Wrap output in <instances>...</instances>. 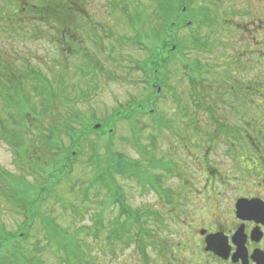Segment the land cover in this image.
I'll return each instance as SVG.
<instances>
[{"label":"rangeland","instance_id":"rangeland-1","mask_svg":"<svg viewBox=\"0 0 264 264\" xmlns=\"http://www.w3.org/2000/svg\"><path fill=\"white\" fill-rule=\"evenodd\" d=\"M81 1L84 3L81 4V7L86 9V19H90L93 24L100 25L95 26L93 32L94 42L85 39L87 35V31H85V37L81 32L79 33L82 39L81 42L73 41L69 43V41L66 40L68 38L66 35L67 38H65L61 46L62 42L59 44L62 38H60V32L45 29L44 26H46V21L34 18L32 22L29 23L32 27L35 25L38 27V30L33 29V32L36 33L35 36L31 31H28L27 36L24 35L21 37L16 36L15 32L13 35L12 33L9 34L6 32L4 34L0 32V60H3L2 63H4L5 66H7V63L14 61L23 73H26V67H29L28 69L34 71L36 74H41L42 77L46 79L44 82L51 87L54 94H59L58 108L60 111L58 112V116L53 113V116L45 120V126L53 124V118L68 117L69 112L65 111L66 109L76 108V111L82 114L83 121L86 118L89 122L93 117L96 121H92V123L102 122L105 127L110 128V130L113 129V133L109 138L102 134H90L83 138L85 140L82 138L80 139L82 153L76 158L74 172L72 174L74 178L80 176V178L83 177L88 179L91 176V174H88L89 166L87 161L89 156L92 155V152L95 151V148L98 154L104 155L105 151L110 150L112 152L122 153L131 159H141L140 157H142V155L135 150L131 141L133 130L130 128V125H132L131 123H133L132 121H134V119L127 121V119L123 117L114 119L113 116L117 109L125 108L130 104L131 100L137 103L142 102L144 111L147 109L145 101L154 102L153 104L158 111V115L153 119L155 123L148 114H141L137 115L135 119L137 122L134 125L135 130L141 136L139 140L140 146L146 151L144 157L154 156V158L160 159L167 168L168 165L171 168L170 173L172 176L167 175V177L163 178L162 186L165 189H170L172 191L171 193L175 192L168 204L176 205L178 203V208H175L177 212L174 211L168 218H164L162 225L166 226L167 229L161 226L157 232L159 233V238L163 236L164 238L168 237V239L175 240L176 236L171 235V232L176 231L178 226L182 225L184 221L188 222L190 217L187 216V212H193L194 210L192 205L195 204L189 202L191 200L202 199V193L209 195L208 192H212L211 195H214V191H223L218 184L215 185L219 189H208L209 184H213L214 181L225 180V183L233 186L241 180H246V176L241 171H238L234 176H219L213 179L209 176L194 174L197 173L195 169V160L196 158H200L204 152L203 149L195 147L198 146V144H196L198 141L196 140L206 139V134L211 137L213 133L209 129L205 132L208 122L206 113L200 112L199 109H195L187 98L188 88L185 76L186 59L188 60L190 57L193 61L195 60L194 63L191 62V75L195 78L198 77L200 73L199 61L203 58L202 56H206L208 57V62L206 64L208 68L207 72H212L214 70L215 74L213 78H210L207 74H204L205 76L201 74L200 77H206V80L214 79L215 81L217 80L226 84H229V80H222L220 77L221 75L216 74L218 69L217 66L214 65L215 61L209 58H216L218 55L217 50H215L214 53L203 55L200 53V50H194L193 46L191 49L189 47L187 48L189 44L188 28L184 26L177 30L175 38H170V35L163 30L164 23H179L175 18L168 19L169 17L166 16V13L161 14L164 9L160 8V3L165 4V0ZM11 2L13 1L0 0V9L9 8L8 3ZM15 2L16 6H19L17 0H15ZM257 2L258 0H255L257 8L254 5L255 13L252 15L254 16L253 18L258 17L256 12L258 9ZM210 3H212L210 0H193L191 8L197 9L204 5L211 9L216 7L215 2L213 4ZM185 4L186 6L189 5L187 2L183 3V6ZM6 12V10H3L2 16L6 17V14H8ZM188 12V17L192 19L194 22L192 24L196 26L195 22L197 20L194 19V12H192L191 9H189ZM21 14L23 13H20V15ZM82 15L80 16L82 17ZM195 15H198L197 11ZM9 18L13 20L15 16L10 15ZM215 18V16H212L209 22L205 24L207 27L204 29L198 27L200 26L202 28L200 23L198 26L190 27L189 29H193L199 41H201L200 38L204 37L202 33L207 32L210 34L215 32V27H213L217 23ZM68 20L74 23L73 16L68 18ZM247 20L248 18L244 17V21ZM1 22L7 23L8 20L3 19ZM150 29L152 31H150ZM141 30L147 35L145 41H150L152 44L162 38H170L171 42L180 41L179 46L181 45L180 51L174 52L169 58L165 71L163 72L165 79H161V77L157 78V82L164 87H161L162 95L156 99L152 97L154 91L147 87L145 79L140 73L141 70L139 71L136 69L137 67H135V64L141 66L142 61L147 57L145 49L136 41L137 35L141 33ZM209 30L211 31L209 32ZM143 34L141 36L142 40L144 39ZM259 35L257 31L256 41H258ZM195 43L194 41L192 42L193 45H195ZM172 47L175 48V46ZM238 48H240V45ZM259 49L263 51V48ZM86 55L90 56L92 60L95 57V61H97L95 69L92 67V60L86 59ZM235 58L236 63H242L243 56L239 55ZM148 80H150V78ZM243 80L246 81L247 79ZM243 80L240 79V82L243 83ZM208 82L210 81L208 80ZM23 83V92L29 95L30 101L28 102L31 109H34L36 114H40V111L42 112L40 109H43V105L45 106L47 104L44 102L46 95L37 96L33 93L31 88L33 86H38V84L30 80H24ZM209 86L211 87V84ZM212 86H215V84L213 83ZM157 89L160 90L159 87ZM4 93V90H0V94L4 95ZM258 98L250 104L251 107H243V102L239 101V106H235V114L245 121L246 132L249 133L250 131L252 133L254 129L255 134L252 133L251 135H255L257 139H264V102H260ZM71 101H75V103H73L74 105ZM17 109L22 113L26 111L23 108H21V110L16 108L15 110ZM220 112L223 114L224 117L222 119L225 120V122H231L230 120L234 119L242 125L239 121L240 119L227 112L226 109ZM215 115H217V112ZM9 116L13 118L17 117L12 109L6 107L0 97V121L5 122V119ZM71 116H73L72 113ZM250 119L252 124L249 126L248 120ZM12 121V118H9V123L12 124ZM61 141L62 149L70 144V140L65 137ZM188 141L192 143L189 149L191 154L185 156L186 145L188 144L189 146ZM221 148L222 146L219 145L216 152L211 153L209 151L210 153H207V159L215 163L219 161L223 162V164L231 163L230 160L222 158ZM233 149H235V151H233ZM37 155L38 153H36V156ZM231 156L236 158L238 165L242 167L244 164L254 163L258 157V153L250 148H246L241 152L238 146H235V148H231ZM143 160L145 159L143 158ZM52 161H54V159H52L51 162ZM183 161H185L186 164L192 162L191 167L194 169H192L193 173H190L189 169L185 168ZM0 167H3L2 171L6 173L4 180L11 185H17L19 191L25 192L27 186L13 182L12 178L21 176L22 178H20V180L26 182L27 185L29 184L27 180L33 183L34 186H37L39 182V179L32 175L33 170L28 168L24 171L21 170L19 162L14 158L8 145L5 144L1 138ZM154 172L159 173L161 170H154ZM4 182L5 181L0 178V226L4 227L5 230L18 232L24 217L21 210L9 206V203L6 202L7 200L4 199L6 196L4 195V190L7 185ZM43 182H45V179H40V183ZM116 182L120 184L125 201L132 209H139L142 211L144 207L156 204L157 207H162L161 202H165L166 200L165 197H161L162 199L160 201L157 194L153 192L150 187L141 188L140 185L132 179L117 178ZM186 185H189V187ZM69 188V184L58 186L59 192H62L65 196ZM102 191L103 189L100 188L99 194H102ZM178 194L181 198L179 202ZM20 197L24 198L21 200H26L25 194H21ZM80 201V199H75L71 200V203L79 204ZM90 205L91 207L88 210L75 215L71 213L69 204L66 205V209H64L62 205H59L55 200L49 197V199L44 202L42 211L48 212L45 213L48 214V216L58 218V223L64 228V231H69L71 234L69 235L70 237L60 233L54 234L53 232L44 234L42 224L39 220H35L29 229L27 240L20 243V249L18 251L7 249L0 255L1 264H27L25 261L26 258L31 259V263L29 264H67L66 261H69V255L71 258H73L72 255H75L74 251L79 241L88 245L87 248L84 247L80 249L79 247L82 252L86 250L88 254L90 251L102 246L107 230L104 229V233L100 232L98 239L95 241L93 240V237H95L97 233L96 228H90L91 224L93 225V220L90 217L95 214L96 208L92 207L94 204ZM163 209L166 210L167 208L163 206ZM109 211L110 210L106 211L103 215L104 225L114 216L116 210H111L108 214L107 212ZM174 216H177L179 219L173 218ZM48 226L47 224L46 228ZM129 238L130 237H127L128 242L130 241ZM120 246L121 245H116L117 248ZM123 249H125V254L127 255L130 247L128 249ZM85 254L83 260L85 259ZM116 254L117 255L112 257L114 260L123 258L119 251H117ZM75 256L80 257V254L76 252ZM3 257L4 261L2 260ZM114 260L112 263L115 264ZM68 264H73V260H70ZM76 264L79 263L76 261Z\"/></svg>","mask_w":264,"mask_h":264},{"label":"trees","instance_id":"trees-1","mask_svg":"<svg viewBox=\"0 0 264 264\" xmlns=\"http://www.w3.org/2000/svg\"><path fill=\"white\" fill-rule=\"evenodd\" d=\"M17 2L19 6H15L17 9L15 14H6V17H4L2 16V9H0V32L4 34L7 32L13 35L15 32L16 36L21 37L24 35L27 36L28 31H31L35 36L36 33L33 32V29L38 30V27L36 25L32 27L29 23L32 22L34 18H39L41 21L44 20L46 23L51 22L54 25L63 21L65 29L66 27H69V29L72 28V22H70L68 18L73 16L74 19L73 13H75V9L72 3L77 2V0H36V2L35 0H17ZM183 3H186V0H165V4L160 3L161 7H159L164 9L161 14L166 13V16L169 17L168 19L175 18L176 21H179L178 24L176 22L175 24H172V22L164 23L163 30L170 35V38H175L177 30L182 27L185 26L187 28L186 20L182 19H185L187 13H189V9L194 12V19L197 20L195 22L196 26H198L199 23L203 26L211 19L209 8L202 6L197 9H192L186 7V4L183 6ZM183 7H185L184 11L182 10ZM196 11L198 12L197 16L195 15ZM20 13L23 14L20 15ZM10 15L15 16V18L12 20L9 18ZM3 19L8 20V22H1ZM198 27L200 28V26ZM151 29L150 31H152ZM58 32H60V38L62 37L59 43L61 44L62 42L61 46L65 38H67L66 35L70 36L66 39L70 43L72 31L65 30ZM143 33L142 30L141 33H138L136 41L145 49L147 57L142 61L141 66H139L140 69L138 67L136 69L142 71L145 83L147 87L153 89L154 94L152 97L156 99L162 95L161 87L164 86L157 83L159 85L157 87L160 88V91L157 92V87L154 88L151 84L154 83L156 78L161 77V79H165L163 72L165 71L169 58L174 52L180 51L181 45L179 46L180 41L171 42L170 38H162L157 42L154 41L155 43L152 44L150 41H145L147 35ZM142 34L144 35L143 40L141 39ZM172 46H175V48H171ZM2 62L3 60H0V90H4L5 93L4 95L0 94V97L6 107L12 109L17 117L13 118L9 116L5 119L6 123L0 121V138L8 145L14 158L19 162L21 170L24 171L27 168L33 170L32 175L34 177L36 176L39 182L37 186H34L33 183L27 180L29 183L27 185L26 182L20 180V178H22L21 176L12 178L13 182L27 186L25 192L19 191L17 185H11L4 180L6 173L2 171L3 167H0V178L7 184L4 190V195H6L4 199L7 200L6 202L9 203V206L21 210L24 217L18 232L8 231L0 226V255L7 249L18 251L21 247L19 246L20 243L27 240L29 229L35 220H39L42 224L44 234L53 232L54 234L60 233L64 236L71 235L69 231H64V228L60 226L58 218L48 216V214H45L48 212L42 211V206L49 197L55 200L59 205H62L64 209H66V205L69 204L71 213L75 215L85 212L91 207L90 204H94L92 207L96 208V211L95 214L90 217L94 225L91 224L90 228H96L97 233L95 237L92 236L94 241L98 239L100 232L104 233V229L107 230L106 235L104 234V242L109 240L113 241L114 239L119 240L121 233L125 230L128 232L138 230L145 235L148 231L146 225H152L155 222L162 223L163 216L173 214L175 208H178V203L176 205H170L168 202L171 197L174 196L175 192L171 193L172 191L170 189H165L162 186V179L167 177V175L172 176L170 173L171 168L169 165L167 168L160 159H156L154 156L144 157L146 151L140 146L139 140L141 136L135 130L134 125L137 122L135 120L137 115L148 114L152 117V121L158 115L153 101H145L147 109L144 111L142 102L137 103L131 100L130 104L125 108L119 107L121 109H117L113 116L114 119L123 117L127 119V121L134 119V121H132L133 123H131L132 125H130V128L133 130L131 141L135 150L142 155V157H140L141 159H131L122 153L112 152L110 150L105 151L106 153L104 152V155L98 154L95 148V151L92 152V155L89 156L87 161L90 172H88V174H91V176L88 179L83 177L80 178V176L74 178L72 174L74 172L76 158L82 153L80 139L90 134H102L109 138L113 133V129L110 130V128L105 127L102 122L92 123V121H96L93 117L89 122L86 118L83 121L82 114L78 113L76 108L66 109L65 111L69 112L68 117L53 118L54 123L45 126V120L53 116V113L58 116V112L60 111L58 108L59 94H54L51 87L44 82L46 79L43 78L41 74H36L34 71L28 69L29 67H26L27 72L23 73L14 61L7 63V66ZM149 78L150 80H148ZM24 80H30L38 84V86H33L31 88L34 94L37 96L46 95L44 102L47 104L45 106L43 105V109H40L42 110L40 114H36L35 110L31 109L29 105V95L23 92L22 84H24ZM71 103L73 104L75 101H71ZM16 108L20 110L23 108L26 111L22 113L18 109L15 110ZM148 109H151V111H148ZM70 112L73 116H71ZM9 118H12V124L9 123ZM95 124H100V127L96 130L93 128ZM64 137L70 140V144L62 149L61 140ZM36 153H38L37 156ZM143 158L145 160H143ZM52 159H54V161L51 162ZM154 170H161V172L155 173ZM117 178L132 179L136 181L141 188L150 187V189L157 194L160 201L163 197H165L166 200L165 202H161L162 207L153 208L149 206L144 207L142 211L139 209H132L125 201L122 188L120 184L116 182ZM40 179H45V182L40 183ZM62 184H69L70 186L68 189L69 191H66V196L63 195L62 192H59L58 189V186ZM100 188L103 189L102 194H99ZM20 193L25 194V201L21 200L24 198L20 197ZM75 199H80V203H71V200ZM180 199L178 194V202ZM163 206L167 209H163ZM108 210H110L107 212L108 214L111 210L116 211L114 216L104 225L103 215ZM148 217H159L160 220H151L148 222L146 220ZM47 224L49 226L46 228ZM143 226L144 228H142ZM77 245L74 254L76 255L77 252V254H80V257L72 255L73 258H71L69 255V261L65 259L67 264L70 260H73V264H76V261L79 264L82 263L84 253L80 249L84 247L87 248L88 245L81 241H79ZM4 257L2 258L3 261ZM25 261L27 264L31 263L30 258H26Z\"/></svg>","mask_w":264,"mask_h":264},{"label":"flooded vegetation","instance_id":"flooded-vegetation-1","mask_svg":"<svg viewBox=\"0 0 264 264\" xmlns=\"http://www.w3.org/2000/svg\"><path fill=\"white\" fill-rule=\"evenodd\" d=\"M8 1L13 2L8 3L9 8H2V12L6 10L8 14H15L17 10L15 0ZM210 1L212 2L210 4L214 2L216 4V7L209 8L210 16L216 17L217 23L213 26L215 32L202 33L204 37L199 41L194 30L189 29L195 25L192 24L194 22L187 13L185 19H182L186 20L189 30L187 48L191 49L193 46L194 50H200L203 55L214 53L217 50L216 58H209L215 61L214 65L218 69L216 74H220L222 80H229V84L214 79H208L210 81L208 82L206 77H200L201 74L203 76L207 74L213 78L215 74L214 70L207 72L208 57L202 56L203 58L200 59V73L196 78L191 75V62L194 63L195 60L193 61L190 57L186 59L187 98L195 109L206 113L208 122L205 132L209 129L213 133L211 137L206 134V139L196 140L198 143L195 141L198 144L195 147L203 149L204 152L200 158L195 160L197 173L194 174L209 176L213 179L219 176H234L241 171L246 176V180H241L233 186L225 183V180L209 184L208 189H216L218 187L215 184H218L223 191H214V195H211L212 192H208L209 195L202 193V199L189 202L195 204L192 205L194 210L187 212V216L190 217L187 218L188 222L184 221L176 231L171 232V235L176 236L175 240L163 236L158 237L159 227L167 229L162 224L164 218L170 215H165L162 217V223L155 222L152 225H146L148 231L145 235L138 230L132 232L125 230L121 233L119 240L105 241L102 246L90 251L89 254L84 250L83 253H86V256L81 264H114L112 257L117 255V251L122 254L123 258L114 260L115 264H264V139H257L255 135H251L254 129L252 133L246 132L245 121L235 114V106L239 104V101L243 102V107L250 106L258 97H260L258 98L260 102H264V0L257 2L258 17L256 18L252 16L255 13L254 5L257 8L255 0ZM187 2L189 5L185 6L191 8L193 0H186ZM82 3L81 0L72 3L75 9L72 28L66 27L65 29L63 21L55 25L47 22L44 28L53 31H72L70 43L81 42L79 33L81 32L85 37L84 33L87 31L85 39L94 42L95 26L100 25L93 24L90 19H86V9L81 7ZM182 9L185 10V7ZM244 17L248 20L244 21ZM205 27L207 26L203 25L200 29ZM257 31L260 34L258 41H256ZM193 41L197 45L196 43L193 45ZM239 45L241 49L238 48ZM259 48H263V51ZM239 55L243 56L241 64L235 62V57ZM85 57L92 60L88 55ZM96 64L94 57L93 69ZM135 67L140 69L137 64ZM140 73L143 76L142 71ZM240 79L247 80L241 83ZM157 83L156 78L151 86L156 88L159 86ZM213 83L215 86H212ZM157 88L156 91L159 92ZM223 109L237 116L242 125L234 119H231V122H225L220 112ZM216 112L217 115H215ZM251 124L250 119L248 125ZM188 143L185 156L191 154L189 149L192 143L191 141ZM219 145L222 146V158L230 160L231 163L223 164L221 161L215 163L207 159L208 154L216 152ZM235 146H238L241 152L246 148L256 151L257 159L254 163H247L241 167L236 158L231 156V148ZM191 164L192 162L186 164L183 161L185 168L193 173L194 169ZM186 186L189 187V185ZM240 200L243 208L239 207ZM150 206L154 208L157 204ZM173 218L179 219L177 216ZM146 220L150 222L160 219L159 217H148ZM210 236L213 248L207 245L206 239ZM127 237H130L129 242ZM116 245L121 246L117 248ZM129 247V253L126 255L123 248L128 249Z\"/></svg>","mask_w":264,"mask_h":264},{"label":"water","instance_id":"water-1","mask_svg":"<svg viewBox=\"0 0 264 264\" xmlns=\"http://www.w3.org/2000/svg\"><path fill=\"white\" fill-rule=\"evenodd\" d=\"M172 48H174V47H172ZM100 127V124H95L94 126H93V128L96 130V129H98ZM239 207H241V208H243V203L241 202V200L239 201ZM213 237V236H212ZM207 245H208V247L209 248H213V244H212V240H211V236L210 237H208L207 239Z\"/></svg>","mask_w":264,"mask_h":264}]
</instances>
